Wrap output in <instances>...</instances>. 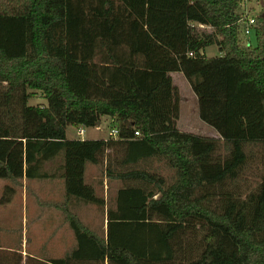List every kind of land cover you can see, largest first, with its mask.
<instances>
[{"label": "trees", "instance_id": "16d2710c", "mask_svg": "<svg viewBox=\"0 0 264 264\" xmlns=\"http://www.w3.org/2000/svg\"><path fill=\"white\" fill-rule=\"evenodd\" d=\"M243 1L0 0L1 203L25 178L64 180L76 247L50 264H264V172L253 189L243 180L254 161L264 168V13L255 45L242 42ZM213 45L222 57L204 54ZM172 72L220 139L178 129ZM39 93L46 105H31ZM103 116L118 139L67 138ZM152 159L172 183L139 167ZM89 165L125 183L103 235L68 206L105 210Z\"/></svg>", "mask_w": 264, "mask_h": 264}, {"label": "rangeland", "instance_id": "374dc122", "mask_svg": "<svg viewBox=\"0 0 264 264\" xmlns=\"http://www.w3.org/2000/svg\"><path fill=\"white\" fill-rule=\"evenodd\" d=\"M241 13H249L252 16L256 18V21H258V18L260 15L264 13V0H244L241 7ZM193 26L202 28L203 30L213 33V28L208 26H202L197 24H192ZM205 28V29H204ZM240 39L242 42L247 43L251 42L252 45H255V37L254 35L251 36H244L243 32H240ZM216 52V54L219 55L218 46L215 45L213 48H211ZM223 56V55H222ZM218 57H221L219 55ZM175 83L177 87L179 88L180 93V119L178 121V129L182 132L186 133H196L201 134L202 129L204 127L211 128L210 126L206 125L205 123L201 122L200 119H197V102L194 99V96L192 94V91L189 87V84L183 80L180 77H177L175 79ZM41 93L37 94V97L31 100V103L34 105H46V100L40 95ZM197 106V107H196ZM112 125H110L111 128ZM110 132V129H107L102 132H95V137L100 136H107L109 137L108 133ZM68 136L70 138H78L80 137L78 134V128L75 127H69L67 129ZM89 132L86 134L85 137L90 136ZM250 146L247 148V151L249 152ZM259 151V147L255 146L254 153ZM111 155H113V152H110ZM140 168L146 169L148 171H151L153 173H156L160 175L161 177H164L167 180V183L170 184L174 180L175 172L172 170L167 163L164 160L160 159H152L148 162H144L139 165ZM101 174H102V184H104V178L105 177V170L103 167H101ZM264 172V168L259 164V162L254 161L253 163L249 164L247 169L244 172V178L245 181V189H253L257 187L259 182L261 181V175ZM97 175L95 171H92L91 177L94 178ZM100 175H98L99 177ZM4 180H0L2 182ZM131 184V183H127ZM100 184H96L95 188L97 190V193L101 196H104L107 201V208H112L115 206V197L119 189L123 188L125 186V183L119 181V180H112L108 178L107 186L103 185V187L99 186ZM244 185V183H243ZM6 187V186H5ZM4 186L0 184V194L3 196L4 193ZM20 195V193H19ZM26 195L28 197L29 206H33L32 202L37 199L38 201L42 202H51L54 203L56 201H62V199H65V186L60 184L59 182H53V180H28L27 182V192ZM35 207V205H34ZM98 211V213H97ZM51 217V216H49ZM48 217V218H49ZM83 222L90 226L92 229L105 234V215L100 214V209L97 207L88 209L83 217ZM53 222L56 224L62 223V230L63 233L69 234L70 227L68 226V223L65 219H45L43 223H41L42 228L32 229L31 226V220L27 222L28 224V241L30 244L29 253L30 254H36V248H40L38 250V254H41L43 256H47L48 258H57V257H64L66 254H68L73 249L74 241L69 236H65L66 242L68 244L67 247H70V250L68 251H60L58 249H52V242H53V232H55L53 228ZM34 249H33V248Z\"/></svg>", "mask_w": 264, "mask_h": 264}, {"label": "crops", "instance_id": "0c3cea01", "mask_svg": "<svg viewBox=\"0 0 264 264\" xmlns=\"http://www.w3.org/2000/svg\"><path fill=\"white\" fill-rule=\"evenodd\" d=\"M214 46L215 45L207 48L204 54L208 58L218 57L219 55H221L222 57L224 53L220 51L219 47H218V50L220 52L219 55L216 54V52H214L213 49H211ZM170 75L172 77L173 84L176 87L177 85L175 83V79L177 77L182 78L188 83L184 75L180 72H172L170 73ZM189 87L192 91L194 99L197 102V106H198L197 119H200L198 98L194 94L190 84H189ZM30 104L34 105L33 103H31V101H30ZM114 124L115 123L112 118L108 116H103L101 118V122L98 123L96 127H92V128H86L82 126L76 127L78 128V134L80 137L70 138L67 133V138L70 140H108V136L107 138L105 136L95 137L96 135L95 132L99 133L107 129H110V131L113 129H116V125ZM110 125H112L111 128H110ZM70 127H73V126H70ZM89 132H91L90 136L85 137L86 134H88ZM201 132H202L201 134H196V133H191V134L199 135L202 137L220 139L219 134L212 127L211 128L204 127ZM52 167L54 168L53 165H48L46 168L51 169ZM92 171H95L97 173V175L94 178H90ZM98 175L100 176L98 177ZM105 177H106V174H105ZM102 179L103 178H102L100 166L89 165L87 167L86 180L89 184H91L94 187L96 186V184H100L99 185L100 187H103V185L107 186L108 178H104L105 179L104 184H102ZM51 180H53V182H59L60 184L65 186L64 180L62 178H55ZM27 182L28 180L25 178L23 180V187H17L15 194L11 196L10 199L5 203H1L2 195L0 194V264H29L30 258L35 260L36 264H39V262L41 264H50L49 261L51 259L62 258V257L48 258L47 256L38 254V250H40L39 247L36 248V251H37L36 254L29 253L30 244L28 241L29 230H28L27 222L28 220L29 221L31 220L32 229H37V228H42L41 223H43L45 219H52L53 221L57 219H65V215L62 212V208L66 204V199H62V201H56L54 203H51V202L48 203V201L47 202L38 201L37 200L38 198H37L35 199L34 202H32L33 206L30 207L29 202H28V197L26 195ZM0 184L5 187L9 185L10 183L4 180L0 182ZM68 206H69V209L74 214H76L81 220L83 219L84 214L88 209H92L96 207L94 205H88V204H85L77 200L70 202ZM107 209H108L107 205L104 211L100 209V214H103L104 212V215H105V221H106L105 227L106 228H107ZM53 228L55 232H53V235H52L53 236L52 249H58L60 251L70 250V247H67L68 244L66 242L65 236H68V238H70L69 236H71V238L74 241L73 249L76 247V240H75L74 234L71 229H69V234L68 233L64 234L62 230L63 228L62 223L56 224L54 222H53ZM68 254H66L65 256H67Z\"/></svg>", "mask_w": 264, "mask_h": 264}, {"label": "built area", "instance_id": "2783aa9c", "mask_svg": "<svg viewBox=\"0 0 264 264\" xmlns=\"http://www.w3.org/2000/svg\"><path fill=\"white\" fill-rule=\"evenodd\" d=\"M238 23L242 27V32L244 36L248 37V36L253 35L254 29L256 28V25H257V21L254 16H252L249 13H245L242 15ZM189 56H193V53H190ZM108 135H109L108 139H118L119 131L118 129H113L109 132ZM135 136L139 137L140 136L139 132H136Z\"/></svg>", "mask_w": 264, "mask_h": 264}]
</instances>
